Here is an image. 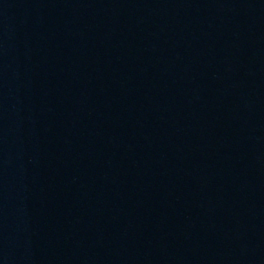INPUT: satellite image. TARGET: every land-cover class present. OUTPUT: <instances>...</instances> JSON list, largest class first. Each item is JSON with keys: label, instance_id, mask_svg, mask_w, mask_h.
Masks as SVG:
<instances>
[{"label": "water", "instance_id": "1", "mask_svg": "<svg viewBox=\"0 0 264 264\" xmlns=\"http://www.w3.org/2000/svg\"><path fill=\"white\" fill-rule=\"evenodd\" d=\"M0 264H264V0H0Z\"/></svg>", "mask_w": 264, "mask_h": 264}]
</instances>
